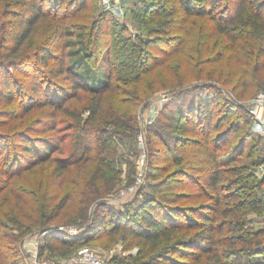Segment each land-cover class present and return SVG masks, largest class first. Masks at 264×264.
I'll return each mask as SVG.
<instances>
[{"label":"trees","instance_id":"1","mask_svg":"<svg viewBox=\"0 0 264 264\" xmlns=\"http://www.w3.org/2000/svg\"><path fill=\"white\" fill-rule=\"evenodd\" d=\"M139 1L132 14L145 39L125 37V26L96 14L90 0H7L0 11V99L21 102V116L52 108L43 123L51 135L20 132L3 157L0 142V264H25L23 239L44 232L40 257L108 237L137 249L128 264H264V226H254L264 213V173H257L264 149L254 142L246 151V132L225 151L255 121L248 106L264 90V0ZM192 18L211 24L212 42L189 48L191 30L180 32L194 27ZM22 69L33 83L17 99L8 74ZM159 93L185 99L175 119L181 135L171 154L149 128L163 146L150 147L147 162L177 171L151 173L145 198L107 217L101 209L110 205L100 199L120 174L116 140L138 132V106ZM57 113L76 131L71 149ZM186 146L190 153H182ZM174 177L210 203L175 205Z\"/></svg>","mask_w":264,"mask_h":264},{"label":"rangeland","instance_id":"2","mask_svg":"<svg viewBox=\"0 0 264 264\" xmlns=\"http://www.w3.org/2000/svg\"><path fill=\"white\" fill-rule=\"evenodd\" d=\"M6 1L7 0H0V11L5 9L7 5ZM141 6L143 5L139 0H114L111 9L106 10L102 6V0H90V7L93 8L96 14L102 12L104 15H107L108 21L114 20L117 23L124 25L125 31L123 32V35L125 37H131L132 39H136L134 38L136 34L137 37L145 39V35L139 30L138 23L134 21L132 14L133 11H141ZM192 21L194 22V27L190 28V24H188L180 32V34L183 35V33L185 34L188 29L191 30V36L188 38L191 41V46L189 48H192L194 43H198V41L209 40L212 42L214 40L215 37H209V34L212 32L210 23L202 18H192ZM70 22L76 21L70 20ZM78 22L79 21H77V23ZM195 47L198 49L197 45ZM200 49L203 50V48ZM206 55L209 56L210 52H207ZM208 69H210L209 66ZM29 74L30 72H27L25 69H22L21 71H11V74H8L9 78L14 79L12 82L13 91H15L14 93L17 99L20 97L18 94L20 89L28 90L31 88V83H33V81ZM182 97V95L178 96L176 94L172 95L168 93H159L155 98L138 106V132L132 138L124 137L122 139L118 138L116 140V148L114 151V167L115 169L120 170V174L112 192L109 193L107 197L100 199V201L106 202L110 205L109 211L107 210L108 206L101 209L103 215L111 218L117 211L126 212L128 209L133 207L135 201L138 202L145 198V194L148 193L147 184L149 182V176L151 173L157 177L164 178L168 173H171L175 170L177 171V166H169V170L166 172H161L159 170L150 168L147 159L150 158L148 155H151L149 154L151 148H162L163 144L162 141H159L157 138H152L149 136L148 129H154L159 134V136L162 137V140L170 145V153L173 154V139L178 138L181 135L180 132L176 130L175 119L178 117L181 107L183 104H185V99ZM186 99L188 100V98ZM252 102L250 104H252ZM70 103L77 104L75 100H71ZM250 106L251 105L248 106L249 109ZM22 109V103L18 100H15V102L12 103H7L6 101L0 99V137H2L0 138V142L2 143L1 157L7 153V150H13V145L19 143L20 132H26L28 130L29 134H52V132H43V129L45 128L43 123L47 121L46 117H48L46 113H50L52 108L48 107L42 109H33L28 114L21 116ZM233 115L234 114H232V116ZM242 115L248 118L247 114L246 116L245 114ZM55 116V119L57 120L56 129L61 131L58 134L71 135V138L66 140V142L70 144L71 149V144L73 143L72 136H75L74 134L76 131L73 129L66 130L69 120L62 114L57 113ZM249 121L250 124L248 127L243 126L242 130L233 135L231 143L227 146L225 151H228L232 144L236 143L240 137L246 134V132L251 133L248 144H246V151L254 142L264 149V137L259 135L255 121H253L251 118ZM190 136L197 137L199 135L196 133H191ZM189 149H191L190 146H186L184 148L181 147L182 153L185 151L190 153L191 150L189 151ZM222 153L221 155H223ZM52 157H60V155L58 153H53ZM152 158L154 157L151 156V159ZM247 161L248 158L242 155V159L239 163H246ZM161 164L163 165V162ZM257 173L259 177H261V175L264 173V163L257 169ZM177 179L179 178L174 177L172 180V186L174 187L175 191L174 193L180 197L178 198L175 205L190 207L210 203V200L204 196H201V192L197 188L190 186L187 180L184 179L180 182ZM262 197L264 198V195ZM93 208L95 209L94 205H91L89 208L88 216L90 215V217L93 215ZM258 218L259 219L256 218L258 222H256L254 226H264V213ZM64 228L69 230L70 227ZM70 230H74V228H70ZM75 233L77 234V231ZM43 241L44 238L42 237V233L28 235L23 239L21 249L25 258V264H34V262L35 264H40L42 262H52L53 264H57V262L75 257L80 252L85 250H89L97 255L103 256L107 261L113 264H128L130 262L129 257H134L137 252L135 247L126 248L127 246H125V243H122L121 241L111 244V241H108V237H103L100 239L91 240L89 242H82L81 244L79 243L75 246L74 250L63 256L59 255L58 253L51 254L49 252H45L40 257L38 255L39 248ZM80 241L85 240L82 239ZM34 253L38 255L37 258L32 256Z\"/></svg>","mask_w":264,"mask_h":264},{"label":"built area","instance_id":"3","mask_svg":"<svg viewBox=\"0 0 264 264\" xmlns=\"http://www.w3.org/2000/svg\"><path fill=\"white\" fill-rule=\"evenodd\" d=\"M114 0H102V6L106 10H110L113 6ZM264 108V91L258 93V95L253 99V102L250 106L249 112L254 116L255 124L260 128V134L264 137V121L262 117L258 115V109ZM68 234H75V230H66ZM47 232L42 233V237L46 235ZM43 243V242H42ZM34 258H37L38 255L34 253L32 255ZM113 264L107 261L103 256L97 255L92 251L85 250L80 252L77 256L72 257L67 260H62L57 262V264ZM35 264V262H34ZM40 264H53L52 262H42ZM56 264V263H55Z\"/></svg>","mask_w":264,"mask_h":264},{"label":"crops","instance_id":"4","mask_svg":"<svg viewBox=\"0 0 264 264\" xmlns=\"http://www.w3.org/2000/svg\"><path fill=\"white\" fill-rule=\"evenodd\" d=\"M258 115L260 116V117H262V119H263V121H264V108H262V109H258ZM257 130H258V133H259V135H261L260 134V128L257 126Z\"/></svg>","mask_w":264,"mask_h":264},{"label":"water","instance_id":"5","mask_svg":"<svg viewBox=\"0 0 264 264\" xmlns=\"http://www.w3.org/2000/svg\"><path fill=\"white\" fill-rule=\"evenodd\" d=\"M54 229H55V230H61V228H60V227H54Z\"/></svg>","mask_w":264,"mask_h":264}]
</instances>
